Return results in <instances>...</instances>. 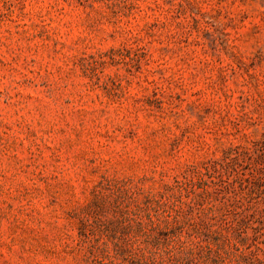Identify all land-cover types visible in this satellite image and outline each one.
<instances>
[{"label": "rangeland", "instance_id": "rangeland-1", "mask_svg": "<svg viewBox=\"0 0 264 264\" xmlns=\"http://www.w3.org/2000/svg\"><path fill=\"white\" fill-rule=\"evenodd\" d=\"M0 264H264V0H0Z\"/></svg>", "mask_w": 264, "mask_h": 264}]
</instances>
